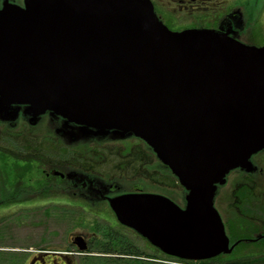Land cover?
<instances>
[{
    "label": "water",
    "instance_id": "water-1",
    "mask_svg": "<svg viewBox=\"0 0 264 264\" xmlns=\"http://www.w3.org/2000/svg\"><path fill=\"white\" fill-rule=\"evenodd\" d=\"M0 11V107L49 112L103 136L145 141L185 188L112 208L166 256L230 255L214 199L264 151V46L169 31L147 0H28Z\"/></svg>",
    "mask_w": 264,
    "mask_h": 264
},
{
    "label": "flooded vegetation",
    "instance_id": "flooded-vegetation-1",
    "mask_svg": "<svg viewBox=\"0 0 264 264\" xmlns=\"http://www.w3.org/2000/svg\"><path fill=\"white\" fill-rule=\"evenodd\" d=\"M27 1L0 0V11L8 5L25 8ZM148 1L169 31L209 30L246 45L260 42L264 0ZM4 110L0 107V227L6 217L25 238L19 243L0 228V264L171 261L123 225L112 208L113 200L134 195L187 206L185 188L145 141L115 132L103 136L49 112L35 118L24 105ZM263 152L252 156L251 173L236 169L227 176L226 181L233 175L222 213L216 203L221 195L214 199L231 254L238 256H264V189L257 180L264 172Z\"/></svg>",
    "mask_w": 264,
    "mask_h": 264
},
{
    "label": "rangeland",
    "instance_id": "rangeland-1",
    "mask_svg": "<svg viewBox=\"0 0 264 264\" xmlns=\"http://www.w3.org/2000/svg\"><path fill=\"white\" fill-rule=\"evenodd\" d=\"M260 16L262 18V26H261L262 27V30H258L257 33H256V36H258L259 41H260L258 43L257 42L254 43V46H256V47H258V46L259 47L264 46V9L260 12ZM248 45H250V44H248ZM263 154H264V152H263ZM262 168L264 169V166ZM232 177H233V175H231V177L228 178L227 184L224 185V186H221V188H219L218 191H217L218 192V195L219 194L221 195V196H219L218 200L216 201L217 206L219 208V211L221 213H222V211H224L223 207L226 204L225 202L228 201V199H227L228 198V190H229V187H230V183H231ZM257 180H259V182H260L261 189L262 188L264 189V172H263L262 178L257 179ZM4 220L5 221H3L2 226L0 227L3 230L4 234L5 235H8V236H9V234H12V235L15 236V238L18 240L19 243H24L25 234L22 233L20 230L14 231V229H12V225L9 224V219H6V217H5ZM162 259H164V258H161L160 260H162ZM164 260H166V259H164ZM170 262L174 263V261H170ZM193 264H196V263H193Z\"/></svg>",
    "mask_w": 264,
    "mask_h": 264
},
{
    "label": "trees",
    "instance_id": "trees-1",
    "mask_svg": "<svg viewBox=\"0 0 264 264\" xmlns=\"http://www.w3.org/2000/svg\"><path fill=\"white\" fill-rule=\"evenodd\" d=\"M241 197H246L247 194H245L244 191L241 192ZM166 260L175 261L177 263H184V264H264V256H238V254L235 252L234 254L230 255H221L218 257L213 258V260L210 261H203V262H189L185 260H178L172 257H165ZM145 264H150L145 262ZM164 264V263H160Z\"/></svg>",
    "mask_w": 264,
    "mask_h": 264
}]
</instances>
